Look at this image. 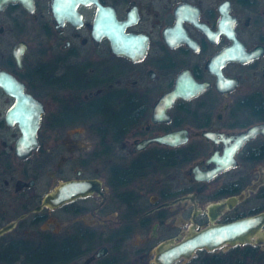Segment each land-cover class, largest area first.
I'll return each instance as SVG.
<instances>
[{
    "label": "flooded vegetation",
    "instance_id": "af4514ba",
    "mask_svg": "<svg viewBox=\"0 0 264 264\" xmlns=\"http://www.w3.org/2000/svg\"><path fill=\"white\" fill-rule=\"evenodd\" d=\"M26 212L0 235L20 264H160L258 214L261 238L172 264H264V0H0V227Z\"/></svg>",
    "mask_w": 264,
    "mask_h": 264
},
{
    "label": "water",
    "instance_id": "95a60500",
    "mask_svg": "<svg viewBox=\"0 0 264 264\" xmlns=\"http://www.w3.org/2000/svg\"><path fill=\"white\" fill-rule=\"evenodd\" d=\"M27 122L34 124L32 116H23ZM37 122V121H36ZM35 122V124H36ZM36 131L26 132V137L23 141L35 140ZM170 135L159 136L157 140L169 141ZM87 180H67L61 182L55 188L48 191L40 204L36 205L33 210L38 211L44 206L54 207L66 200L72 199L80 194L88 192ZM28 214L22 213L16 220H12L0 227V235L11 230L19 218H23ZM263 219V214L253 216H242L234 220L226 222L215 221L212 217V222L201 228L191 229L188 234L180 240L169 239L167 241L157 244L153 250L154 261L160 264H172L177 259L184 257L186 259L193 256L198 248L206 247L214 249L222 245H235L238 243H245L252 240V236L256 239L261 238L260 233H257L259 220ZM255 239V240H256Z\"/></svg>",
    "mask_w": 264,
    "mask_h": 264
},
{
    "label": "trees",
    "instance_id": "16d2710c",
    "mask_svg": "<svg viewBox=\"0 0 264 264\" xmlns=\"http://www.w3.org/2000/svg\"><path fill=\"white\" fill-rule=\"evenodd\" d=\"M50 247H49V245H45V247H41L40 249H38V250H40V251H44V250H46V253H47V249H49ZM6 250H5V248H4V246H3V244H2V246H0V260H1V262H0V264H9L10 262H12L13 261V263H16V261H21L22 262V260L24 259H21V260H19L18 258H14V260L13 259H8L5 255V252ZM30 251V250H29ZM49 251V250H48ZM25 261H26V259H25ZM45 262V261H44ZM47 262V261H46ZM28 264H30V263H28Z\"/></svg>",
    "mask_w": 264,
    "mask_h": 264
},
{
    "label": "rangeland",
    "instance_id": "374dc122",
    "mask_svg": "<svg viewBox=\"0 0 264 264\" xmlns=\"http://www.w3.org/2000/svg\"><path fill=\"white\" fill-rule=\"evenodd\" d=\"M12 214H10L9 216H11ZM5 236V237H4ZM3 237L0 238V245L4 244L5 242H9L10 239H12L11 236H13V234H6L4 235ZM36 240V239H35ZM34 241V240H33ZM1 262V260H0ZM21 261H16V263L14 264H20ZM25 262V261H24ZM44 261H42L43 263ZM42 263H39V264H42ZM43 264H46V262H44Z\"/></svg>",
    "mask_w": 264,
    "mask_h": 264
}]
</instances>
